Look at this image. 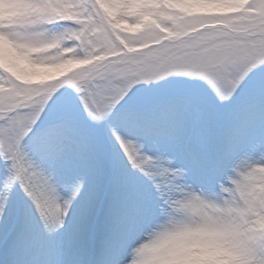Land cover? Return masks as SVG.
Returning <instances> with one entry per match:
<instances>
[{
	"label": "snow or ice",
	"instance_id": "obj_1",
	"mask_svg": "<svg viewBox=\"0 0 264 264\" xmlns=\"http://www.w3.org/2000/svg\"><path fill=\"white\" fill-rule=\"evenodd\" d=\"M0 8L8 264H264V0ZM187 216L207 252L141 243Z\"/></svg>",
	"mask_w": 264,
	"mask_h": 264
},
{
	"label": "clouds",
	"instance_id": "obj_2",
	"mask_svg": "<svg viewBox=\"0 0 264 264\" xmlns=\"http://www.w3.org/2000/svg\"><path fill=\"white\" fill-rule=\"evenodd\" d=\"M192 220V216L176 220H162L157 228L146 234L145 239L141 243L147 246V250L151 252L172 249L180 253L185 248V242L192 248H199L200 251L207 252L206 241L208 237L206 234L180 232ZM170 233H176V235H169ZM167 264H185V261L174 258L167 261Z\"/></svg>",
	"mask_w": 264,
	"mask_h": 264
},
{
	"label": "rangeland",
	"instance_id": "obj_3",
	"mask_svg": "<svg viewBox=\"0 0 264 264\" xmlns=\"http://www.w3.org/2000/svg\"><path fill=\"white\" fill-rule=\"evenodd\" d=\"M39 71L55 73L56 70L45 68V69H39ZM5 176H6V172L3 168V165L0 164V182L4 180ZM66 195L67 193L65 192V197ZM0 256H2L0 257V264H8V260H9L8 253L3 248H0Z\"/></svg>",
	"mask_w": 264,
	"mask_h": 264
},
{
	"label": "bare ground",
	"instance_id": "obj_4",
	"mask_svg": "<svg viewBox=\"0 0 264 264\" xmlns=\"http://www.w3.org/2000/svg\"><path fill=\"white\" fill-rule=\"evenodd\" d=\"M0 3H2V0H0ZM2 16H3V10H2V8H0V18H2ZM59 191H60V195L62 197H65V191L63 189H60ZM0 257H2V256H0Z\"/></svg>",
	"mask_w": 264,
	"mask_h": 264
}]
</instances>
